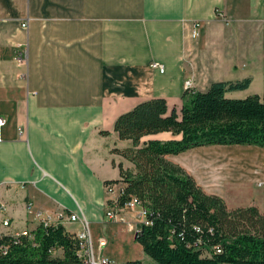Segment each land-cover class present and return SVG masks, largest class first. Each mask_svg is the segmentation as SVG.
I'll return each instance as SVG.
<instances>
[{
    "label": "crops",
    "instance_id": "0c3cea01",
    "mask_svg": "<svg viewBox=\"0 0 264 264\" xmlns=\"http://www.w3.org/2000/svg\"><path fill=\"white\" fill-rule=\"evenodd\" d=\"M245 78L249 86L230 97L264 95V0H0V231L34 230L38 211L55 220L64 210L87 217L97 251L115 264L135 259L116 257L135 237L134 210L123 209L125 221L106 216L122 186L111 193L106 181L120 178L119 162L133 166L113 152L130 142L114 130L116 118L152 97L180 107L187 79L207 90ZM198 163L186 169L208 193L264 213V146L229 144L228 157ZM141 248L136 258L155 264Z\"/></svg>",
    "mask_w": 264,
    "mask_h": 264
},
{
    "label": "trees",
    "instance_id": "16d2710c",
    "mask_svg": "<svg viewBox=\"0 0 264 264\" xmlns=\"http://www.w3.org/2000/svg\"><path fill=\"white\" fill-rule=\"evenodd\" d=\"M249 84L245 78L215 81L207 90L189 87L180 107L152 97L115 120L119 138L131 145L113 152L133 166L119 162L120 178L106 181L122 183L118 197L108 204L124 207L133 196L141 200L149 223L140 224L135 239L159 264H264V213L255 205L229 208L168 157L201 145L264 146V95H228ZM162 132L171 136L150 137ZM33 232V238L2 232L0 264L82 263L76 233L62 222L40 224ZM58 249L63 255L56 254ZM122 264L147 263L135 258Z\"/></svg>",
    "mask_w": 264,
    "mask_h": 264
},
{
    "label": "built area",
    "instance_id": "2783aa9c",
    "mask_svg": "<svg viewBox=\"0 0 264 264\" xmlns=\"http://www.w3.org/2000/svg\"><path fill=\"white\" fill-rule=\"evenodd\" d=\"M22 25L24 27H27L28 22H23ZM201 27H202V22L200 20H195L193 22L192 33H191L192 37L196 38L200 36ZM17 59L20 61H24L23 54L19 53V55L17 56ZM151 67L156 68L160 71L165 70L164 65L157 61H153L151 63ZM185 86L186 88L193 87V80L187 79L185 82ZM5 122H6L5 118L0 115V126L5 124ZM115 186L116 184L106 185L107 191L111 193L114 192ZM121 187L119 188V193H120ZM31 207H32V203L29 204V208ZM126 208L133 209L135 212L134 213V217H135L134 224L131 225L135 233L140 230V227H139L140 224L149 223V219L147 217V209L142 205L141 200L137 196H133L129 201H127L124 207H119L114 202L112 206H109L107 208L106 216L109 219H113L116 221H125L126 217L123 213V209H126ZM36 218L39 220V225L40 224L48 225L50 223H55V222H64V220L80 221L82 228L76 232V236L80 244V248L78 250V256L82 260V263L115 264V261L112 258L105 256L97 251L95 241L91 233L90 222L86 216H81L78 213L68 214L64 210H59L55 214V220L52 218V216L45 217L41 211H38L36 213ZM3 225L5 227H9L11 225V220L8 218H5L3 220ZM33 231L34 230H29L27 228L20 229V230H13V231H0V236L2 232H11L14 235H26V236H29L30 238H33L34 237ZM106 244H107V239L105 237H100L98 240V248L101 250L103 246H105ZM218 250L220 251V249ZM4 252H7V248L4 250Z\"/></svg>",
    "mask_w": 264,
    "mask_h": 264
},
{
    "label": "rangeland",
    "instance_id": "374dc122",
    "mask_svg": "<svg viewBox=\"0 0 264 264\" xmlns=\"http://www.w3.org/2000/svg\"><path fill=\"white\" fill-rule=\"evenodd\" d=\"M246 96L248 95H240L239 97L243 98ZM124 143L125 144L128 143L129 146L131 145V143L128 141L127 142L124 141ZM210 155H213V156L216 155V156L225 157V158L228 157L229 156V144H210V145H201V146H197L194 148H190L186 151L180 152L178 154H174V161L181 164L187 169L191 168V170L195 171L196 169L199 168L198 158H205ZM134 235H135V232H134ZM125 248H126L125 252H123V248H119V249L116 248V250H118V252H116L117 254L116 257L118 258V260L125 258V256H132L136 258L143 253L140 243L136 241L134 236H133V239L132 237L130 238V242H128ZM154 263L159 264L156 261Z\"/></svg>",
    "mask_w": 264,
    "mask_h": 264
}]
</instances>
